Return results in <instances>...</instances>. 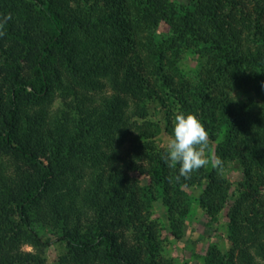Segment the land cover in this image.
I'll return each instance as SVG.
<instances>
[{"label":"trees","instance_id":"trees-1","mask_svg":"<svg viewBox=\"0 0 264 264\" xmlns=\"http://www.w3.org/2000/svg\"><path fill=\"white\" fill-rule=\"evenodd\" d=\"M184 1L0 0V264H191L197 187L226 247L194 259L264 264V0ZM181 112L220 167L166 162Z\"/></svg>","mask_w":264,"mask_h":264},{"label":"rangeland","instance_id":"rangeland-1","mask_svg":"<svg viewBox=\"0 0 264 264\" xmlns=\"http://www.w3.org/2000/svg\"><path fill=\"white\" fill-rule=\"evenodd\" d=\"M180 2H185L184 0H178ZM162 33H165V29L162 28L159 32V35L161 36ZM197 64L196 61L190 58V62L187 63V70L188 71H194ZM172 137L168 136L167 134L163 133L161 139L164 146H167L168 142L170 141ZM214 149H211V152H207L205 150L204 156L206 159L209 160V157H212L214 159ZM227 175L229 179L233 183H237L242 180V174L239 170V167L236 165H231L227 169ZM134 177H136L134 175ZM234 186V185H233ZM235 187V186H234ZM201 192L200 187L195 188L193 192L191 193V197L193 196V203L191 214L186 219V226L184 230V238L182 241L177 242L176 244H170L166 247V254L165 257H167L169 260V257H172L171 259L178 260L179 263H184L186 260H189L191 264H199L197 259H194L195 254L199 256L205 255L209 245L211 243H219L222 248L226 247V241H225V235L223 234V227H217L216 224L213 225L210 223L209 219L205 217L200 209L197 207V201L195 200L196 197L199 196V193ZM161 205V200L157 201L155 203V208L157 209L158 206ZM160 214H163V209L159 210ZM162 222L167 225V217L164 220V215H161ZM173 242V241H172ZM48 260L52 262L54 259H56L58 255V248L56 246L49 248L48 250ZM48 261V262H49Z\"/></svg>","mask_w":264,"mask_h":264},{"label":"clouds","instance_id":"clouds-1","mask_svg":"<svg viewBox=\"0 0 264 264\" xmlns=\"http://www.w3.org/2000/svg\"><path fill=\"white\" fill-rule=\"evenodd\" d=\"M209 134L195 114L178 113L174 117L172 138L165 152L166 162L170 167L179 165V175L187 176L209 163L204 153ZM222 162L215 160V167Z\"/></svg>","mask_w":264,"mask_h":264}]
</instances>
